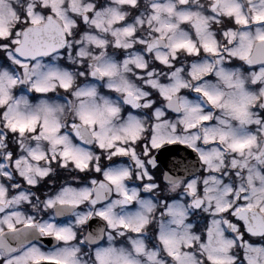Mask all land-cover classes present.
<instances>
[{
  "label": "snow or ice",
  "instance_id": "1",
  "mask_svg": "<svg viewBox=\"0 0 264 264\" xmlns=\"http://www.w3.org/2000/svg\"><path fill=\"white\" fill-rule=\"evenodd\" d=\"M0 264H264V0H0Z\"/></svg>",
  "mask_w": 264,
  "mask_h": 264
}]
</instances>
